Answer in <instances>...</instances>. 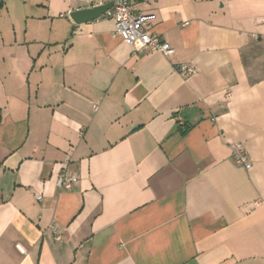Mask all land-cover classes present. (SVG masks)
I'll return each instance as SVG.
<instances>
[{
  "label": "crops",
  "instance_id": "1",
  "mask_svg": "<svg viewBox=\"0 0 264 264\" xmlns=\"http://www.w3.org/2000/svg\"><path fill=\"white\" fill-rule=\"evenodd\" d=\"M132 1L172 56L0 0V264H264V0Z\"/></svg>",
  "mask_w": 264,
  "mask_h": 264
},
{
  "label": "built area",
  "instance_id": "2",
  "mask_svg": "<svg viewBox=\"0 0 264 264\" xmlns=\"http://www.w3.org/2000/svg\"><path fill=\"white\" fill-rule=\"evenodd\" d=\"M82 9H93L109 4L108 9L103 14L104 17L110 19L114 23L113 36L121 38L129 45L133 53H138L148 49L160 53L165 57L172 56L174 49L165 41L153 33L149 28V23L155 20L152 13H142L132 0H79ZM187 24V23H185ZM174 71L180 76L187 78L196 73L194 66L187 64H179L174 66ZM231 93H225V100L229 101ZM230 151L236 164L245 170L250 169L248 157L241 143L230 145ZM68 159H65V164ZM75 180L67 176L66 172H61L57 176L56 185L59 190H69ZM39 197H37L38 199ZM16 249L24 254L25 250L20 245L15 246ZM264 263V261H263Z\"/></svg>",
  "mask_w": 264,
  "mask_h": 264
},
{
  "label": "water",
  "instance_id": "3",
  "mask_svg": "<svg viewBox=\"0 0 264 264\" xmlns=\"http://www.w3.org/2000/svg\"><path fill=\"white\" fill-rule=\"evenodd\" d=\"M109 4L93 8V9H80L75 10L69 14V18L75 24H84L98 19L103 16L105 11L108 9Z\"/></svg>",
  "mask_w": 264,
  "mask_h": 264
},
{
  "label": "rangeland",
  "instance_id": "4",
  "mask_svg": "<svg viewBox=\"0 0 264 264\" xmlns=\"http://www.w3.org/2000/svg\"><path fill=\"white\" fill-rule=\"evenodd\" d=\"M66 18L65 19H69V18H67V16H65ZM6 26V28H8V30L10 31V29H11V26L8 24V23H6V25L4 24V26L3 27H5ZM24 27V26H23Z\"/></svg>",
  "mask_w": 264,
  "mask_h": 264
},
{
  "label": "trees",
  "instance_id": "5",
  "mask_svg": "<svg viewBox=\"0 0 264 264\" xmlns=\"http://www.w3.org/2000/svg\"><path fill=\"white\" fill-rule=\"evenodd\" d=\"M0 122H1V111H0Z\"/></svg>",
  "mask_w": 264,
  "mask_h": 264
}]
</instances>
